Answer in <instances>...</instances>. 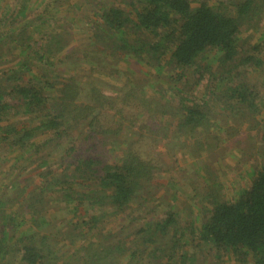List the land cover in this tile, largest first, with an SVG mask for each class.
<instances>
[{"label":"trees","instance_id":"obj_1","mask_svg":"<svg viewBox=\"0 0 264 264\" xmlns=\"http://www.w3.org/2000/svg\"><path fill=\"white\" fill-rule=\"evenodd\" d=\"M84 1L85 52L75 60L76 15L61 13L60 0H0V151L11 158L0 176L14 180L0 184V264H186L183 248L201 246L264 264V92L248 82L264 72V0ZM245 25L255 34L246 49ZM212 53L213 66H201ZM65 63L75 75L103 68L116 90H105L99 72L86 90ZM152 71L172 83L175 101L157 99L163 80L147 89ZM227 113L251 120L261 143L248 186L230 201L218 167L203 160L217 155ZM173 143L200 151L199 211L181 200L177 209L178 199L154 204L164 164L152 150ZM56 206L68 216L62 241L47 236ZM114 221L120 228L106 232Z\"/></svg>","mask_w":264,"mask_h":264},{"label":"rangeland","instance_id":"obj_2","mask_svg":"<svg viewBox=\"0 0 264 264\" xmlns=\"http://www.w3.org/2000/svg\"><path fill=\"white\" fill-rule=\"evenodd\" d=\"M4 5H8L10 0H5ZM95 2V0H90V2ZM117 0H104L105 3H114ZM208 5H216L220 0H203ZM84 0H60V11L63 14H66L67 16L76 15L74 26L72 28V23L68 24L69 29H73V33H71L74 41L73 46L69 50V54L73 56L75 60L80 59L81 55L83 54V50L80 49V44H85L86 37H85V29L86 25L81 22V18L86 22V4L84 3ZM75 12V13H73ZM243 34L240 37L239 45L242 46L244 49L249 47V42H245V38L247 35H255L248 31L247 26H243ZM71 31V32H72ZM246 46V47H244ZM80 49V50H78ZM90 47L88 48L89 51ZM78 53V54H77ZM213 53L209 55V58L202 59L199 64L201 66H213V59H214ZM129 62L120 63L119 67L122 71L125 72V70L128 68ZM66 66L63 68L70 67L72 69L71 76L74 75L75 77H80L82 81H85L83 83V88L86 89V87H90L87 84H95L97 78V72L102 81H104L105 90L110 91L111 89L116 90V86L119 83V81L111 79L112 77H107L105 70L103 68H97V67H90V65H84V67L80 68L82 69L80 72H78L76 75L77 67L73 65H69L65 63ZM62 68V69H63ZM91 70H94L93 73H91ZM101 72V73H100ZM82 75L83 78L79 75ZM68 75V74H67ZM135 78L140 80L141 78H146L141 73H134L133 74ZM149 80L151 83L147 84V89L154 90L157 88L158 85L164 83V88H157L159 90V96L157 97L158 100L161 101V103H168L170 101H175L176 98L173 99V85L172 83H166L164 81L165 78L163 76L160 78V75L157 73H154L152 71L149 74ZM191 72H188V79H190ZM159 77V78H157ZM134 78V79H135ZM110 79V80H109ZM136 79V80H137ZM168 82V81H167ZM248 82L255 83L259 86L260 90H263L264 92V72H256L255 74L251 75L248 79ZM120 85V84H119ZM182 82L177 84L176 87L181 88ZM93 86V85H92ZM99 86V85H98ZM97 87V85L95 86ZM119 87V86H118ZM189 90L190 88L187 87ZM89 89V88H87ZM86 89V90H87ZM85 90V92H87ZM200 89H198L195 92V95L197 96V99L200 97L198 96L201 92H199ZM86 95L83 92V96ZM156 102V101H155ZM160 103V104H161ZM229 113L225 115V117L221 116L218 118L217 125L221 127V130H224L222 133H218L216 136L219 138L221 145L219 146V149L217 150V155L213 156L210 155V153H204L203 160L207 157V161L205 163V166H209L211 164H214V166L218 167V172L214 171L215 175L218 176L219 181L223 184V197L224 200L230 201L232 199H235L237 197V193L239 191H242L245 189L246 186L249 184V178H248V172L251 170V166L257 164L260 162V154L259 147L261 146V143L259 142V138L255 133V129H250L253 126L250 123H244L245 120L236 121L233 118H228ZM227 118V119H226ZM247 119L246 122H249L250 117L245 116ZM183 145V144H182ZM172 146V148H171ZM111 146H104L103 150L105 151V154L107 158L114 157V153L110 149ZM226 150V154H220L219 151L222 149ZM153 151V156L155 155V158L159 155L161 156V159L163 161L162 171L158 174V177H155L158 181V185H161L158 188L157 193L155 194V203L154 204H161L163 202H166L168 204L176 203L178 199V205L177 209L182 208L184 203L185 205L191 206L194 208L195 211H199L200 207L202 206L201 201L203 200V183L200 177L198 178L197 169L199 170V167L201 166V162L199 160L200 154L198 150H195L193 148L192 154H186L184 151H181L180 144L175 145L169 144V145H158ZM2 152V151H0ZM5 152L0 153V175L4 172V170L10 167L11 160L10 156H4ZM150 157V156H149ZM224 157V158H223ZM3 158V159H1ZM223 158V159H222ZM36 161V160H35ZM38 162V160H37ZM54 163V162H53ZM216 170V169H215ZM5 178L0 176V184L4 183L6 185H11L12 181L11 178L7 179H1ZM22 178V174H20V177H18V181ZM23 179V178H22ZM5 181V182H4ZM212 183H217V180H213ZM171 184L175 185L176 187L171 188ZM212 185V184H211ZM168 193H165L166 190H168ZM6 192L2 185H0V193ZM195 197V198H193ZM192 198L194 201H189ZM182 203H181V201ZM200 202V203H199ZM199 203V205H198ZM152 205V203L150 202ZM185 207V206H184ZM186 207V208H187ZM8 208V207H7ZM52 212V222H53V231L52 233H48L47 236L50 238H53L54 235H59L61 237L59 240L56 236H54L57 241H62L67 239V231L68 227L60 224L68 218L65 212L60 210V206L56 208L53 207ZM197 210H196V209ZM119 221H114L112 224H109L106 232L116 230L118 226ZM107 225V224H106ZM56 226V228L54 227ZM42 236V235H40ZM50 244V241H47L45 243ZM185 252V258L189 261L186 264H235L233 261V257L230 254H219L212 246H201L200 248H191V247H185L183 248V252ZM181 253V252H180Z\"/></svg>","mask_w":264,"mask_h":264}]
</instances>
